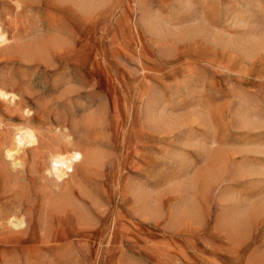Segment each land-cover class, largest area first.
Masks as SVG:
<instances>
[{
  "label": "rangeland",
  "instance_id": "1",
  "mask_svg": "<svg viewBox=\"0 0 264 264\" xmlns=\"http://www.w3.org/2000/svg\"><path fill=\"white\" fill-rule=\"evenodd\" d=\"M0 25V264H264V0Z\"/></svg>",
  "mask_w": 264,
  "mask_h": 264
},
{
  "label": "clouds",
  "instance_id": "2",
  "mask_svg": "<svg viewBox=\"0 0 264 264\" xmlns=\"http://www.w3.org/2000/svg\"><path fill=\"white\" fill-rule=\"evenodd\" d=\"M19 8V5H17ZM9 41L7 40V33L3 31V26L0 25V46H3L4 44L8 43ZM77 159H79V154H77ZM23 220V218H21ZM25 225L21 223L20 227H24Z\"/></svg>",
  "mask_w": 264,
  "mask_h": 264
},
{
  "label": "bare ground",
  "instance_id": "3",
  "mask_svg": "<svg viewBox=\"0 0 264 264\" xmlns=\"http://www.w3.org/2000/svg\"><path fill=\"white\" fill-rule=\"evenodd\" d=\"M19 221H20V220H18V222H19ZM20 222H21V221H20ZM16 223H17V220H16ZM17 224H19V223H17ZM19 225H20V224H19ZM19 225H18V226H19Z\"/></svg>",
  "mask_w": 264,
  "mask_h": 264
}]
</instances>
